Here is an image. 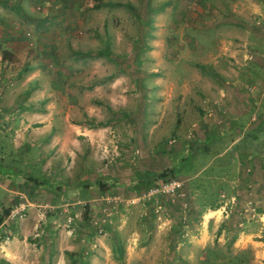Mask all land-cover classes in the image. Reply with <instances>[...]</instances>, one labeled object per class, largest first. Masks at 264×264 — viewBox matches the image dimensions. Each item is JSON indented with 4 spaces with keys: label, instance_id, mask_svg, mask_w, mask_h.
Instances as JSON below:
<instances>
[{
    "label": "rangeland",
    "instance_id": "obj_1",
    "mask_svg": "<svg viewBox=\"0 0 264 264\" xmlns=\"http://www.w3.org/2000/svg\"><path fill=\"white\" fill-rule=\"evenodd\" d=\"M227 6L234 10L230 19ZM243 8L225 0H0V42L15 30L26 36L9 41L11 67L34 55L37 40L54 53L43 64L56 87L33 72L39 86L24 105L42 106L48 122L66 128L55 140L64 145L63 167L51 164L46 173L37 161L35 171L22 162L55 156L58 148L45 152L34 137L26 149L17 139L21 132L5 129L1 160L21 173L11 177V191L0 188V203L21 207L22 215L0 224V252L25 254V263L43 249L53 256L65 239L82 246L69 256L76 263L97 255L113 264H264V89L243 83L241 109L225 103L218 111L199 108L228 94L221 91L225 81L239 68L245 72L248 60L264 70V45H255ZM69 40L81 51L107 49L108 59L91 73L88 62L70 58ZM0 67V75L8 74ZM154 75L168 77L160 92L151 90L159 85ZM143 108L151 115L141 128ZM20 117L0 114V121ZM81 124L85 130L76 129ZM106 125L110 129L99 130ZM82 167L113 183H94ZM169 169L170 180L182 183L178 190L148 196L165 182L150 176ZM36 171L47 178L33 181ZM0 182L8 186L7 179ZM47 182H58L59 191L41 186ZM12 242L17 245L10 249Z\"/></svg>",
    "mask_w": 264,
    "mask_h": 264
},
{
    "label": "crops",
    "instance_id": "obj_2",
    "mask_svg": "<svg viewBox=\"0 0 264 264\" xmlns=\"http://www.w3.org/2000/svg\"><path fill=\"white\" fill-rule=\"evenodd\" d=\"M225 1H227V3L231 4L235 8L236 7L238 8L239 6L243 8L244 6H246L243 8V10H241V13H242L241 19L247 20V23L249 24V26L251 28H253V32L255 34V36L253 37L255 39V45L256 44L264 45V0H225ZM226 9H227V18L230 19V16L231 17L234 16V14H232V13H234V12H232L234 10L231 11V9L228 6ZM92 35L94 37H98V35L91 33V36ZM38 36H40V35H38ZM5 37H7V39L3 38V40L0 42V64L2 63L3 67L7 68L8 74L3 73V76L0 75V80H1L0 85L6 86L5 91L2 94H0V114H7V115H14L15 114V115H18L19 117L21 115V117H20V120L18 122H15L13 124L12 123H8V124L4 123L2 120L0 121V141H2L1 139L4 140V138L6 137V133H7V132H5L6 128H9L12 130L17 129L19 132H21L20 134H17V139L20 138L24 141V145H25L26 149L30 150L31 147L34 146L32 144L27 145V143H31V141L33 142V139L35 137L38 141V144H36V147L45 148V152L49 151V149H51V148H46V147L47 146H51V147L56 146L55 140L60 139L62 136L58 133V130H61L64 132V130L66 128L64 126H62L59 129V128H56L55 126H53V124H51L50 122H48L47 113L46 114L44 113L42 106H41V108H36V107H34L33 103L28 104L26 106L24 105V103L26 102V100L28 98H30V99L33 98L32 92L34 91L35 88H38V86H39V84H38L39 80L36 78L37 76L36 77L34 76L33 72L40 73L41 75L44 74V76H46L48 78V76H47L48 70H47L46 65L43 64V61L44 60L45 61L46 60H52L51 59L52 56H50V54L54 55V53L52 51L48 52V49L45 48L46 47L45 44H40V41L36 39L37 40L36 44H31L32 47L35 46L34 55L31 57H28V55L26 54L25 55V61L23 64L18 63V64L13 65L11 67V65H12L11 63L14 62V60L12 59L13 55L11 56V53L9 52L10 50L13 49L11 42H9V41L20 40L26 36L24 34H19L15 30L13 32H10L9 34H6ZM70 38H71V36H70ZM144 44L145 43H143V45H141V49H140V46L138 45L140 51L145 50ZM41 45H43V47H42V50L40 51L39 48ZM154 45H156V42L154 43ZM230 45L233 47L238 46V45L241 46V44H230ZM66 48L69 52L70 58L73 59V57H78L79 59H81L80 63L81 62H86V63L88 62V64L92 65L93 67H91V73H94L95 71H97V68L100 66L101 63L102 64L104 63V60L106 61L108 59V55H109V51L107 49L104 48L105 50L103 52H101V49L93 48L92 46H90L89 50L81 51L74 44H72L70 42V40L67 41ZM73 48H77V50H74ZM153 51H155V50L154 49L151 50V48H150L149 54ZM3 52H4V55H3ZM110 56H112V55H110ZM110 56H109V58H110ZM32 58H35V59L39 58V61L36 64H31L30 60ZM253 63L255 66H257L255 60H254V62L252 59L248 60L247 62H245V64L248 65V68L246 70L247 72L245 71V72L241 73L242 68H239V69H237L236 72H234L235 76L232 75L231 79H228L225 81L226 85H229V86L227 89H222L221 91L223 94L225 92H228V94H226V95L224 94L225 96H223L222 94L220 96L218 95L219 97L217 96L215 101L211 102L212 104L210 106H209V104L202 102L199 104V108H201L202 110L203 109L206 110L208 107L212 108V109L217 107L216 111H218L220 109V105L222 106L225 103L227 107H233L234 106L236 109H241L242 106L246 103V98L245 99L242 98V96H243V94H242L243 90L242 89L244 87L243 83H247V85H253V88H255L257 86L258 89H260L261 87H262V90L264 89V79L262 78V77H264V70L253 69L252 68ZM252 70H256V71H258V73H255ZM251 71H252V73H251ZM26 73H29V74L33 73V75H32L33 78H28ZM37 73H36V75H38ZM56 74H57V72H56ZM58 75L60 78L61 77L60 72L58 73ZM166 78H168V77L167 76L164 77L163 75H154L153 76V82L158 83L159 85L157 87L156 86L152 87V89H151L152 92H160L162 82ZM28 79H33V81L28 83V81H29ZM121 79H122V77H121ZM48 80H49V84L52 85L53 88H55L56 84L53 81V77H50V79L48 78ZM144 80L145 79H143L142 82ZM12 89H17L19 91L15 92ZM1 90H4L3 87ZM12 95H14V98H12ZM226 96L228 98H226ZM146 97H147L146 95H143L144 100H146ZM222 98H224V101H222L223 100ZM242 102H243V104H242ZM22 105H24V107H22ZM141 110H144L143 113L141 114V111H140V114H137V115L140 116L138 118V124L142 128V125L147 123V118L145 116L151 115V114L145 108H143ZM19 111H23V113H20V115L17 114ZM151 112L154 113L153 115H155L157 113L155 110H153ZM126 114H125V116L128 115V114L127 115ZM207 115H209V114L204 115V119H203L204 122H205V116H207ZM111 123H113V122H111ZM108 126L109 125H106L105 128L99 127V130L110 129V127H108ZM193 126L194 127L199 126V123H195V124H193ZM76 129L85 130L86 128L81 124V125H78L76 127ZM35 131H40V132L44 133V135L39 136V137H42L41 141L38 140L39 137H36L34 135V133H38ZM3 133L5 134L4 138H2ZM63 147H64L63 143L59 141L58 146H56V148H58L57 149L58 152L55 156H49L48 157V155H47L48 153L46 152L43 155H41L39 158H36L35 160H32V159L28 160L27 159L22 163L28 164L35 171V168H37V167L33 164V162L37 161V162L42 164V169H43V171H45V173L47 172L46 170L48 168H50L51 164H54V167L56 166L57 169H59V167H63L64 158H65V153L62 150ZM19 149H20V147H19ZM5 151L6 150L2 149V151L0 153V155H1V158H0V171H1L0 172L1 173L0 179L1 180L3 178L7 179L8 180V186H6L2 182H0V188H1V190H3V192L7 193L8 191H11L10 189H8L9 186L11 185V177H12V179L16 178V177L18 178L17 175L20 174L21 171L19 172L18 170L17 171L12 170L13 172L8 174V175H4V173H2L4 171L7 173L11 172L10 168L8 169L5 166V163L2 161L3 157H4L2 154L6 155ZM19 153H21V151H19ZM8 154H9V152H8ZM84 168L82 167V170H83L82 174L85 176V175H88L86 173H89L90 177L94 178V183H96V184H98L100 182L103 183V181H105V179H110L109 182L113 183V181H111V178H107L108 175H106L104 178L103 177L100 178V172L98 170L92 171L89 168L88 169H86V168L84 169ZM44 169H46V170H44ZM58 171L59 170H57V172ZM36 173H37V171H36ZM33 176L34 177L31 176L30 178H35V177L36 178L40 177L42 179H45L44 177L47 178V176L43 172L41 173V175H40V173H37L36 175H33ZM55 184H57V185H53V183L47 182V183H42L41 186L46 188L47 191H53L54 192L55 188L57 189V191H59L60 187H59L58 182ZM51 186H53V188ZM73 188L78 189L79 186L75 185V186H73ZM3 195H4V193H3ZM113 199H116V198H113ZM43 238L47 239L49 244H50V242L53 243L54 245L58 243V240L56 239L55 235H52V236L44 235ZM81 239L82 238L80 237L79 241L81 242V244H83ZM66 243H69V244L66 245ZM14 245H17V243L12 242L9 245V248L13 249ZM75 245H76V243H75ZM57 247H58V245H57ZM46 249H48V248H46ZM81 250H82L81 245L80 246L78 245L76 247L70 241L65 240V239H61L60 249L55 251L54 252L55 254L53 256L51 255V253H53L52 251L50 252L49 250L47 251V250L43 249V250H41V252H39L38 256L33 255V259L31 261L24 263L22 261V259H23L22 256H24L25 254H22V253L20 254V252L14 253L13 251L7 252V250H5L4 252L3 251L0 252V254H1L0 260H4L8 264H113V262H110L108 257H102L103 258V261H102V258H99L97 255H92V256L90 255L88 257L83 255L84 260H82V262H80V263H76L75 260H72L73 258L70 259V257H73V255H77V254L81 253ZM33 253L37 254L38 252L34 251Z\"/></svg>",
    "mask_w": 264,
    "mask_h": 264
},
{
    "label": "built area",
    "instance_id": "obj_3",
    "mask_svg": "<svg viewBox=\"0 0 264 264\" xmlns=\"http://www.w3.org/2000/svg\"><path fill=\"white\" fill-rule=\"evenodd\" d=\"M181 181L172 179V180H168L166 182H164L163 184L158 185L159 189L157 188H153L151 190H149L148 192V196L154 195L156 193H165L168 195H173L175 191L178 190V188L181 185ZM17 206V205H16ZM14 206L12 209H10L9 213H8V218H14V217H20L22 215V208L19 206ZM112 212H115V208L112 207L111 208ZM168 224V222H167Z\"/></svg>",
    "mask_w": 264,
    "mask_h": 264
},
{
    "label": "trees",
    "instance_id": "obj_4",
    "mask_svg": "<svg viewBox=\"0 0 264 264\" xmlns=\"http://www.w3.org/2000/svg\"><path fill=\"white\" fill-rule=\"evenodd\" d=\"M3 55H4V52H3ZM185 159H188V157L187 158H185ZM13 167V168H12ZM14 167H16V166H11L10 165V171L11 172H9V173H7V172H2V173H4V175H8V174H10V173H12L13 171L12 170H14ZM16 170V169H15ZM17 171V170H16ZM19 171V170H18ZM168 173H167V172ZM1 172V171H0ZM20 172V171H19ZM1 174V173H0ZM174 176H175V174H173V171L171 170V169H169V170H163L161 173H159L158 175H151L150 176V178H152V179H161V181H164L165 180V182L166 181H168V180H170V178H174ZM30 179H32L33 181H35L34 180V178H30ZM142 181V180H141ZM153 183V182H152ZM9 211H10V208H8V207H5V206H3L1 203H0V224L2 223V221L4 220V218H6L7 216H8V213H9ZM0 264H6V262L4 261V260H0Z\"/></svg>",
    "mask_w": 264,
    "mask_h": 264
}]
</instances>
